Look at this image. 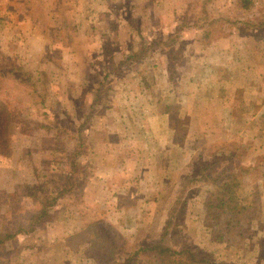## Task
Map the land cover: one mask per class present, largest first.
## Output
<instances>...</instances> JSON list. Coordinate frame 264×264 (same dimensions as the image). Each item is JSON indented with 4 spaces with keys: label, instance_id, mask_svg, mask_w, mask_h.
I'll return each instance as SVG.
<instances>
[{
    "label": "rangeland",
    "instance_id": "rangeland-1",
    "mask_svg": "<svg viewBox=\"0 0 264 264\" xmlns=\"http://www.w3.org/2000/svg\"><path fill=\"white\" fill-rule=\"evenodd\" d=\"M240 3L0 0V264H100L84 228L119 261L264 264V0ZM222 182L239 213L205 207Z\"/></svg>",
    "mask_w": 264,
    "mask_h": 264
},
{
    "label": "trees",
    "instance_id": "trees-1",
    "mask_svg": "<svg viewBox=\"0 0 264 264\" xmlns=\"http://www.w3.org/2000/svg\"><path fill=\"white\" fill-rule=\"evenodd\" d=\"M249 1V0H248ZM240 3L241 6L245 7V2ZM99 96V95H98ZM97 96V98H98ZM8 94L4 91L0 92V155L9 156L11 151V143L9 136V121L11 119V112L6 105ZM207 178L208 175H205ZM210 181L215 183V178H210ZM228 186L227 182H222L217 187L215 199L213 196H209L204 201V205L209 211H213V208L220 207L222 212H227L228 215L237 214L240 212V204H237L235 198L232 195L226 193L225 187ZM229 187V186H228ZM42 205L39 212L32 216L28 220L24 227H19L18 229H23L26 232L33 231L38 225L40 218L48 214V209L51 207L52 203L56 200V196L48 199L46 197L41 198ZM215 200V203L213 202ZM86 228L77 231L73 234L67 236V243L71 244L74 249H77V245L85 244L89 241L88 246H85L84 250L88 255H93L96 258V262L100 264H204L207 261L199 258L190 248L181 247L174 248L173 246L163 242L155 241L149 243L146 246H140L134 250L131 254L126 255L121 258L120 261L116 259L115 254H117L115 244L110 243V239L105 237L102 232L96 231L94 237H90ZM8 233V232H7ZM4 234V237H10L12 234ZM3 238L0 237V241ZM144 255L148 260L141 261L140 257ZM211 264H225L224 262Z\"/></svg>",
    "mask_w": 264,
    "mask_h": 264
}]
</instances>
